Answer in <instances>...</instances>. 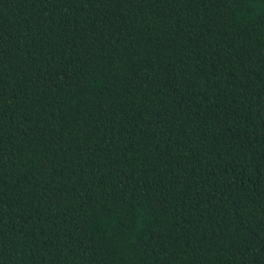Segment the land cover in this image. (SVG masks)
Wrapping results in <instances>:
<instances>
[{
	"label": "trees",
	"instance_id": "obj_1",
	"mask_svg": "<svg viewBox=\"0 0 264 264\" xmlns=\"http://www.w3.org/2000/svg\"><path fill=\"white\" fill-rule=\"evenodd\" d=\"M0 264H264V0H0Z\"/></svg>",
	"mask_w": 264,
	"mask_h": 264
}]
</instances>
